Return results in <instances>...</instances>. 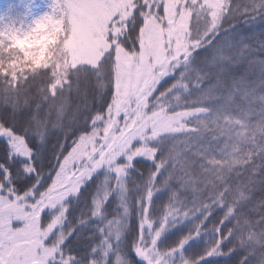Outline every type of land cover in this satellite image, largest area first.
<instances>
[{
    "label": "snow or ice",
    "instance_id": "obj_1",
    "mask_svg": "<svg viewBox=\"0 0 264 264\" xmlns=\"http://www.w3.org/2000/svg\"><path fill=\"white\" fill-rule=\"evenodd\" d=\"M165 3L166 0H129L123 19L120 12L110 19L100 18L101 23L106 20L111 44L100 61L107 68V84L99 107L78 112L67 123L59 113L55 120L41 121L39 116L43 105L63 96L65 88L71 92L74 84L71 72L66 80L60 74L53 77L54 63L50 57L47 64L42 62L29 69L30 74L24 75L21 82L14 67L19 61L12 58L13 48L5 51L7 44L0 45V86L6 89L0 96V106L10 107L13 118L26 121L41 140L50 129L62 134L55 165L42 174L31 162L34 149L28 146L25 136L0 120V136L8 137L15 152L27 161L0 163V264H81L68 251L72 243L70 233L75 229L65 228L67 199L78 195L85 182L101 169L106 175L93 195L90 217H103L102 205L112 192L118 193L123 213L104 219L98 226L100 239L91 252L99 255L90 256L86 264H107L110 251H116L124 216L129 212L126 178L137 157L148 159L153 165L143 185H137L142 187V193L135 202L140 220L134 251L145 264H200L207 256L226 255L223 245L231 237L235 243L228 249L229 253L237 247L246 249L238 264H249L250 257L254 258L251 264H264V226H261L264 217L252 221L237 211L249 199L256 174L264 169V96L260 98L262 104L256 119L251 108L234 111L231 103L208 107L204 95L185 99L191 88L190 73L199 72L192 65L193 54L213 42L219 35V25L214 24L194 49L189 46L188 51L166 63H154L152 56L145 63L137 55L129 69L133 76L131 84L117 86L114 67L117 45L138 54L139 29L146 19H155L162 28L168 26ZM86 4L97 8L113 6L112 0H86ZM187 6L205 16L210 11L200 0H193ZM226 6L229 11L224 15L241 7L232 0H227ZM66 12V0H49L43 10L32 15L27 28L15 34L16 43L59 21ZM261 15H264V3L253 5V19ZM63 23L64 36L50 49L52 55L70 34L66 15ZM114 23L117 26L122 23L125 28L114 34ZM129 24L131 28L127 27ZM165 48V55L172 57L173 49L168 44ZM49 79L51 84L47 83ZM40 83L46 84L39 93L40 107L31 103L18 109L12 106L13 96L18 98L21 89L31 90ZM234 85L235 81L229 101L239 92ZM55 107L53 104L52 108ZM165 187L170 188V195L163 215L153 218L151 198ZM217 208L223 212L210 229L217 237L211 248L195 259L183 257L184 245L205 231L206 220ZM186 219L193 220L191 231L176 245L161 251L158 238L162 232ZM78 222L83 223V219ZM113 264H120L119 254Z\"/></svg>",
    "mask_w": 264,
    "mask_h": 264
},
{
    "label": "trees",
    "instance_id": "obj_2",
    "mask_svg": "<svg viewBox=\"0 0 264 264\" xmlns=\"http://www.w3.org/2000/svg\"><path fill=\"white\" fill-rule=\"evenodd\" d=\"M168 1L166 0L165 10L168 8ZM48 2L49 0H0V45L7 44L5 51L8 47L13 48L12 58L19 61L14 67L20 74L21 82H23L24 75L30 74L29 69L42 62L47 64L50 57L51 62L54 63L53 77L60 74L61 79L66 80L68 73L71 72L74 78L71 92L65 88L63 96L54 102L49 101L48 104L43 105L39 116L41 121L55 120L59 113L64 115L67 123L77 116L78 112L85 113L91 108L100 106L101 93L107 84L105 78L107 68L100 61L111 44L107 39L108 26L105 22L107 30L104 34L100 32L98 35L96 34L93 50L81 54L71 52L68 44L73 19L69 17L70 7L67 4V12L61 14L59 21H54L45 28L37 30L33 35L21 39L17 44L15 34L27 28L32 15L43 10ZM192 3L193 0H187V4L185 0H176V6L179 5V9H177L186 12L188 15L189 26L187 31L179 37L177 44L179 53L172 59L179 57L181 52L188 51L189 46L193 49L198 46L199 42L203 40L204 34L214 24L219 25L217 28L219 35L213 39L210 45L194 52L193 55L196 59L195 63L192 60V65L199 69V72L190 73L191 88L190 92L185 95V99L204 95L206 97L204 103L208 107L231 103L234 111L237 108H251L254 110L253 119H256L262 104L260 98L264 96V15L253 19V5L264 3V0H232V3L241 5V7L232 10L228 15H224L225 12L229 11L226 6L227 0H220L214 5L216 11H213L212 15H209L210 11H208L207 16L203 12H197L192 7L187 6ZM200 3L211 10V5L206 0H200ZM243 5H248V7L245 8ZM125 14L123 13L121 19ZM64 15L67 16L70 34L59 45L56 54L52 55L50 49L57 44L59 38L64 36ZM148 21L150 19H146L143 27L139 29L140 51L143 32ZM127 27L131 28V25L129 24ZM124 28L125 25L122 23L119 26L115 23L112 25L114 34L123 31ZM10 40L11 43L9 44ZM112 43L115 41L113 40ZM214 49L217 51L213 52ZM136 54L117 45L116 63L114 65L116 76L119 58H133ZM21 69L24 71L22 72ZM171 79H175V77ZM233 81H235L234 87L239 88V92L234 94L232 101H229L228 97L233 92ZM47 83L51 84L52 80L49 79ZM45 87V83H40L31 90L27 87L21 89L18 98L13 96L12 106L18 109L31 103L34 107H40L42 101L39 93ZM5 91L6 89L0 86V96ZM245 93L248 94L246 97ZM53 104H55V108H52ZM27 111L30 114V110ZM50 111L51 116L49 117ZM0 120L12 127L14 131L25 136L28 146L34 149L31 162L42 174H47L55 165L54 157L57 154V146L62 139V134L50 129L45 138L41 140L33 133L26 121L13 118L12 109L8 106H0ZM16 161L27 162L21 154L15 152L8 137L0 136V163L12 165ZM133 164L134 167L128 169L129 174L126 178L130 200L129 220L123 239L118 246L117 255L119 254L120 259L126 264H145V261L134 251L139 234L140 220L139 210L135 202L137 196L142 193V187H137V185H143L153 165L152 161L142 157H137ZM103 173V169L98 170L91 179L85 182L78 195L70 196L67 199L68 222L65 228L75 229L70 233L72 243L69 248L83 263L87 262L93 245L100 239L97 219L102 217H90L89 209L93 207V195L98 189ZM172 187L174 188L176 185L173 184ZM169 195L170 188L168 187L154 193L151 198V215L153 218L163 215ZM115 201L116 196L114 195L107 200L102 209L103 217L106 213L111 212ZM262 202H264V169L256 174L249 199L242 202L237 211L252 221L260 220L261 217H264V203ZM222 212L223 209L220 208L213 211L204 224L205 231L184 245L181 252L183 257L195 259L211 248L217 237L210 229L213 224L218 222ZM81 219H83V223L78 222ZM192 225L193 220L186 219L182 223L164 230L158 238L159 249L166 251L176 245L181 238L191 231ZM261 226H264V222ZM228 227H231V223ZM234 243L235 238H229L223 245L226 255L207 256L200 261V264H238L241 257L245 255L246 249L237 247L229 253L228 249ZM253 259L252 257L249 258V264ZM109 264L113 263L110 262Z\"/></svg>",
    "mask_w": 264,
    "mask_h": 264
},
{
    "label": "rangeland",
    "instance_id": "obj_3",
    "mask_svg": "<svg viewBox=\"0 0 264 264\" xmlns=\"http://www.w3.org/2000/svg\"><path fill=\"white\" fill-rule=\"evenodd\" d=\"M206 1L209 5H211V10L208 14L212 15L213 11H216L214 5H216L220 0ZM128 3L129 0H112L113 6L111 8H97L86 4V0H66V4L70 7L68 11L69 17L73 19L72 32L68 44L70 51L76 54H81L88 53L89 51L93 50L96 34L98 35V32L104 34L107 30L105 25L106 20L105 22L101 23L100 18L103 16L107 19H110L111 15H114L116 12H120L122 17L123 13H126L125 5ZM167 4L168 8L165 10V17L167 18L168 26L166 28H162L160 24L155 21V19H150V21L147 22L143 32L141 51L133 58H119L117 70L118 88L121 85L127 87L131 84L133 76L129 72V69L133 66L134 59L137 55H139L140 59L145 63L147 62L149 56L154 58V63H166L179 53V48L177 45L178 39L185 31H187L189 26V18L186 12L177 9L176 0H169ZM165 44H168L169 47L173 49L174 55L172 57L165 55L167 51ZM136 79H139V77L137 76ZM105 175L106 172L104 170V173L100 179L101 181L104 179ZM113 195L116 196V201L112 206L111 212H108L104 215V217L97 219V226H100L104 219H111L123 213V208L120 206L117 192H112L108 199ZM106 203L107 201L102 205V209L105 207ZM128 220L129 212L124 216L121 236L115 245L116 251H110L109 256L107 257V264L110 262L113 263L116 258L118 246L121 243L123 235L127 229ZM68 251L73 252L69 247ZM93 255L98 256L99 252L95 254L91 252L90 256ZM80 262L81 264H86L82 261ZM120 264H126V262L120 259Z\"/></svg>",
    "mask_w": 264,
    "mask_h": 264
},
{
    "label": "clouds",
    "instance_id": "obj_4",
    "mask_svg": "<svg viewBox=\"0 0 264 264\" xmlns=\"http://www.w3.org/2000/svg\"><path fill=\"white\" fill-rule=\"evenodd\" d=\"M195 59H196V58H195V56L193 55V58H192V60H193V63H195Z\"/></svg>",
    "mask_w": 264,
    "mask_h": 264
}]
</instances>
